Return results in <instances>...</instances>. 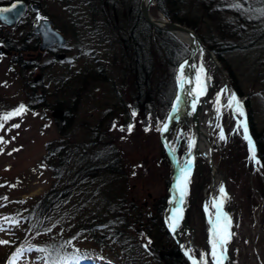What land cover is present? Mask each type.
Segmentation results:
<instances>
[{"label": "rangeland", "instance_id": "374dc122", "mask_svg": "<svg viewBox=\"0 0 264 264\" xmlns=\"http://www.w3.org/2000/svg\"><path fill=\"white\" fill-rule=\"evenodd\" d=\"M30 1L40 4V14L53 19L67 36L68 44L55 53L40 55L34 50L36 42L31 37L34 11L0 38V48L31 46L24 54L13 53L14 57L26 61L17 69L10 65L8 54L0 53V114L20 104L29 109L23 117L8 121L5 130L0 131V136L9 141L0 144V223L3 217L19 220L18 225L5 224L8 231H0V240L10 241L0 245V257H8L9 248L16 250L20 245L15 246V241L19 239H23L21 243L29 241L34 245L45 242V248H53L51 253L58 250L56 246L71 241V245L62 247L64 256L79 255V264H127L124 259L131 253L130 249L124 251L118 247V242H111L110 236L118 229L127 237L139 239L151 254L152 244L162 249L168 244L172 246L163 225L165 209L171 200L172 167L157 130L164 119L159 124L153 116L151 131H145L144 116L137 113L132 116L137 90L130 71V49H126L128 43L124 39L143 30L138 16L140 0ZM165 2L168 13L187 19L185 25L214 44L224 43L229 35L228 30L220 27V16L214 11L217 6H221L225 17L239 23L236 22L238 11L231 6L233 3L259 9L251 4L262 7L264 1ZM152 13L159 17L155 7ZM242 15L248 16L247 28L254 26V19L259 17L256 12ZM223 57L231 69H226L228 79L243 102L250 135L254 139L252 130L256 131L264 145V38L253 47L243 49L242 42H235L233 50L225 52ZM155 62L157 74L166 72L161 56ZM104 74L107 80L102 78ZM227 90L223 93L222 103L226 105L218 123L227 140H220L221 128L215 129V159L227 175L226 186L231 199L226 202V209L235 220L234 235L228 243L230 260L226 264H264V167L249 160L243 129L236 131L237 120L243 117L227 108L228 96L232 93ZM15 123L20 124L18 129L11 128ZM130 123L135 125L132 133L120 131L121 126L126 129ZM192 134L187 123L175 125L171 132L170 139L181 166L191 155L188 142ZM116 158L120 160L122 174H83ZM209 183L208 166L199 157L191 175L183 218L195 229L194 243L199 248L192 245L190 249L197 258L201 257L200 249L208 251L210 248L203 204ZM66 184L71 189L65 196L55 194ZM48 193L57 198L51 199L54 202L43 214L41 202ZM163 204L165 208L159 211ZM122 210L128 220L127 228L114 222ZM150 212L154 219L149 217ZM103 221H106L105 227L96 234L101 239L103 235L102 241H106L101 245L89 234L88 228L93 222ZM180 229L185 244L190 246V239L186 238L189 233L181 222ZM118 236L124 237L119 231ZM106 255L119 258L105 259ZM52 257L56 256L52 254ZM152 258L154 256H146L145 263L160 264ZM33 262L32 257L25 256L16 264Z\"/></svg>", "mask_w": 264, "mask_h": 264}, {"label": "trees", "instance_id": "16d2710c", "mask_svg": "<svg viewBox=\"0 0 264 264\" xmlns=\"http://www.w3.org/2000/svg\"><path fill=\"white\" fill-rule=\"evenodd\" d=\"M166 0H158V5L161 10L172 20L178 21L181 23H185L187 19L181 16L172 15L171 13H168L166 11L165 2ZM264 1V0H263ZM262 7H260L257 3L251 4L252 7L255 8H264V2L261 3ZM215 13H218L220 16V27L224 28L225 30H228L229 35L225 37V42L220 43L219 41L214 42V44L206 39L205 37H202L204 42L210 47L211 50H213L219 60L223 63V66L225 69H230V66L226 63L224 59V54L227 51H231L234 48L235 42H242V49L243 48H249L253 47V45L258 40H262L264 38V16H260L256 19H254V23H256L254 26H251L249 28L245 27L249 23L248 16H243L244 11H242V14L238 11L236 13V22L235 23L232 19L225 17L223 14L224 11H222L221 6H217V8L214 10ZM226 12H229L227 9ZM139 13V11H138ZM240 13V14H239ZM140 19L143 22V19L140 14H138ZM188 22V21H187ZM189 24H191L189 22ZM144 29L142 30V34H134L133 43L132 45L135 48V54L131 66V72L134 76V86L136 88V93L133 97V111H135L137 114H140L144 116L143 120L145 122L146 128L151 127L150 122L153 123V116L156 117V120L159 122V124H162L163 119L165 121L169 111L171 110L173 100L176 95L177 90V83L175 78V73L177 70V67L181 64V62L188 57L189 55V47L181 42L178 38H176L174 35L163 32V31H152V28L150 25H148L144 21ZM188 25V24H187ZM193 25V24H192ZM240 26V27H239ZM242 30H241V29ZM148 41L145 42L143 38ZM234 39H240V41L233 40ZM27 46H22L20 48V51L27 49ZM18 49V48H17ZM163 59L164 63L163 66L166 69V72L161 75L156 73L155 69V60L160 59V56ZM21 60L20 58H14V61L17 62ZM164 69V68H163ZM251 123L252 122L251 118ZM158 124V123H157ZM253 129V128H252ZM254 133V139L258 148V156L260 157L261 161L264 162V145L262 144L261 137L259 134H257L256 131L252 130ZM105 157L110 158L107 154H104ZM167 156V155H166ZM111 160V159H110ZM103 166L96 167V169L88 170L87 172L83 173L85 175H93L97 176L103 173H111V174H122L121 172V163L118 158L111 160V161H104ZM71 188L66 184L63 189L57 191L55 194L60 196L63 194L65 196ZM61 191V193H60ZM56 196H54L52 193H48L45 198L41 202V211L44 214L45 212H48L49 207L51 203V199H54ZM57 198V197H56ZM56 200V199H55ZM165 208V204H163V207H159V211H162ZM111 210V209H110ZM41 217V215H39ZM105 216V215H104ZM125 216V212L122 210L120 215H116L115 223H119L123 226V228H127L128 226V220ZM156 219V218H155ZM91 223V222H90ZM106 225V221L103 222H93L88 230L89 234L93 236V238L99 242V244L103 245L105 240L102 241L101 237H97L96 234L99 231V229L104 228ZM165 226V223H163ZM118 231L123 235L124 237L118 236ZM117 232H115L111 237V242L115 244V242H118V247L123 249L124 251H127V248L130 249L131 253H127L125 255L126 259H124L127 264L131 262V264H150V262H146V256H154V260L159 262L160 264H188L184 256L181 254L179 249L177 248L175 242L173 241L171 235L169 234L166 226L165 231L167 236H169L170 240L172 241V246L169 244L166 246L158 247L157 244H152L154 247L153 253L151 254L150 251L146 250L138 241L137 238H130L127 237L124 231H121L118 229ZM118 240V241H116ZM23 239L16 240L15 246L20 245L17 249H20L22 247H27L28 245L35 246L36 248H45L44 246L47 245V243L43 242L40 243V245H34L32 242L26 241L24 243H21ZM57 249L53 250V255L56 257L53 258L48 257V262L51 264V261L53 259L58 260L60 257L64 256V250H62V247L56 246ZM172 248V249H171ZM11 251L12 249L9 248V256L8 257H0V261L4 262L9 258V261L12 263V257L14 253L17 251ZM53 248H50L51 251ZM62 250V251H61ZM8 252V253H9ZM34 258H33V255ZM29 257L34 260L31 264H46L44 259H41V257H44L45 254L41 253L39 251H31V252H25L22 257H20L17 262L23 257ZM105 259H111V258H119V257H113L110 255H106L104 257ZM120 258H123L120 256ZM127 260H130L127 261ZM16 262V263H17ZM29 264V263H26Z\"/></svg>", "mask_w": 264, "mask_h": 264}, {"label": "water", "instance_id": "95a60500", "mask_svg": "<svg viewBox=\"0 0 264 264\" xmlns=\"http://www.w3.org/2000/svg\"><path fill=\"white\" fill-rule=\"evenodd\" d=\"M12 4H17V8L13 9L12 12L5 14L8 16V20L5 21L3 19H0L1 23L8 25V26H14L15 24H17L21 20V18L25 15L26 10H27V3L22 0L14 1L13 3L9 5L0 6V8L11 7ZM152 6H154L156 9H159L157 0H141L140 2V11L142 13V16L145 19V21L152 27V29L171 33L177 38L181 39V41L187 43L190 47L189 56L181 64L184 66V75L187 79L193 81L192 64L199 54L206 57L207 61L209 62L210 75L208 76L209 79L207 83V91L205 95L200 96L199 102L196 104L195 111L192 110V103L195 99V96L190 94L195 89V87L191 83V84H185L183 90L180 88L179 82H178V75H179V69L181 65L178 67L177 73H176L178 90H177V94H176L173 106L174 105L179 106V111L174 114V112L171 110L166 121L164 122V124L168 125V131L166 132L160 131V139L171 161L172 181H173L175 177V171L178 166V156L172 146V143L170 140V134L175 124L178 123L179 120L181 119L184 113L185 105L186 103H188L191 109L190 127L193 131L192 139L195 140V147L191 149L192 158L194 157L192 172L196 168V165L198 163V158L200 157L199 150H198V144L201 140H203L206 150H207L206 155L203 158L206 164L208 165L210 178H211L209 187L205 191L204 196H203V204L205 203L207 199L210 201V204L212 205V201L215 198L216 190H217L219 183L221 181L224 183L227 179L225 172L219 167V164L214 158L215 146L217 143V139L215 137L214 131L216 129V125H218V122H219V114L217 113V97L219 96L220 101H221V98H222L221 93H223V90L225 88H229L232 91H234V88H233V85L229 82L228 77H227V72L222 67L221 62L218 60L215 53L211 49H209V47L204 43V41L202 40L200 35L197 33V31H195L194 29L186 25L170 20L161 11H159V18L154 17L151 11ZM33 7L39 8L38 5L36 4L33 5ZM34 26H35L34 32L40 35L42 39L41 45H40L41 51L44 52L48 48L55 47L56 45H65L67 43L66 37L54 28L53 22L51 20L47 18L43 21L37 20ZM182 37H185L186 40H183ZM1 52H2V49H0V53ZM218 77H220L221 83L216 89L215 95L213 99L211 100L210 94L217 85ZM177 97H179L180 99V103L178 105H177ZM201 111H204L207 113L208 126H207L206 131L204 130L201 124L202 122ZM170 117L171 119H169ZM220 176L222 177L220 178ZM175 191H176V187L174 188L173 185L171 184L170 192H169L171 195V200L167 206V210L169 211V214L167 215V218H166L167 227H168V230L172 238L177 244L180 252L182 253V255L185 257V259L188 261L189 264H192L191 260H189L188 258V255H186V252L188 250L185 247L181 239L179 229H177L176 232H172L168 226V219L172 214V210L173 208L178 206L172 201V196ZM184 203H185V200H184ZM183 207H184V204H183ZM204 211H205V207H204ZM210 213H212L213 215L215 213V209H213L212 206L210 210H208V212L205 211L208 243L211 241V228H212V225L209 223ZM151 217H152V213H151Z\"/></svg>", "mask_w": 264, "mask_h": 264}, {"label": "snow or ice", "instance_id": "6c2138e0", "mask_svg": "<svg viewBox=\"0 0 264 264\" xmlns=\"http://www.w3.org/2000/svg\"><path fill=\"white\" fill-rule=\"evenodd\" d=\"M234 9L237 11H244V12H256L259 13L260 16H264V8L259 9H252L251 7L245 8L244 4L235 2L231 5ZM17 8V4H12L11 7H4L0 8V19H3L5 21L8 20V16L5 15L7 13H10L13 11V9ZM252 18L251 16L249 17ZM38 20H45V17L38 16ZM209 79L207 75V70L204 68L203 64L200 65L199 73L197 75V80L195 84V89L190 93L195 96V99L192 103V110L195 111L196 104L199 102L200 96L205 95L207 91V80ZM178 82L180 88L183 90L185 84H191L192 81L187 79L184 75V66L181 65L179 69V75H178ZM5 86H7L5 82ZM227 88L223 90V93H227ZM221 93V95H223ZM180 103L179 97H177V105ZM217 113H221L222 105H220V97H217ZM227 108L232 110L234 114H236L238 117H243V119L237 120V128L236 131L239 132L240 129H243V139L247 141L248 149H249V160L251 162H254L257 166L264 167V163L261 162L260 159L257 157V150H256V144L254 140L252 139L251 135L248 131V124H247V115L244 111V106L242 101L239 97L236 96L235 93H231L228 96L227 100ZM27 106L24 104H20L17 108L13 109L10 112H6L3 114H0V131L5 130V124L16 118V117H23L28 112ZM173 112H178L179 108L174 105L172 108ZM38 115V114H37ZM132 116H136V112H132ZM171 119V117L169 118ZM20 124L15 123L11 125V128H19ZM116 125L113 124V128H115ZM135 125L133 123H130L127 128L125 129L123 126L120 127V131H127L128 133H132L134 130ZM216 127L221 128L220 131V140H227V136L225 135L223 128L221 125H216ZM11 128L8 129V131L11 130ZM161 132L168 131V125L164 124L162 127L157 129ZM145 131H151V128H146ZM14 139V137H13ZM9 141L5 140L3 136H0V144H6ZM189 150L195 147V140L191 139L188 142ZM14 151H19V149H14ZM11 154V153H9ZM193 160L194 157L191 159H188L184 162L183 166L180 169L181 175L177 178L176 181V191L173 193L172 201L173 203L177 204L178 206L173 208L172 214L168 219V226L172 232H176V230L180 226V222L183 220L184 216V209L183 204L185 197L188 195L189 185L191 183V172L193 167ZM135 175V173H133ZM2 199H7V197H3ZM231 197L229 196L228 192L226 191L225 187L223 185L219 188V196L218 198H214L212 201V208L215 209L214 215L212 213L209 214V223L212 225L211 228V259L213 261V264H225V262L228 260L227 255V245L229 241L232 239L234 233L231 231L232 228V218L229 216L227 212L224 211V205L225 203L230 200ZM205 211H208V208H205ZM3 223H0V231H8L9 228L5 227V224L11 226V225H18L19 220L16 218H10V217H3L2 218ZM45 231H51V229H45ZM39 235V233H37ZM10 241L7 240H0V245L3 244H9ZM150 243V241H149ZM66 245H71V241L65 242V245H61V247H64ZM145 247L147 248L148 245L146 244ZM31 251H39L41 253H44L45 256L41 257V259H44L46 264H49L48 257L52 256V253L47 248H36L35 246L28 245L27 247H22L20 249H17V251L14 253L12 257V264H16L17 260L24 255L25 252H31ZM79 250H77L78 252ZM186 255H188L189 260H191L192 264H208V258L209 254L204 253L200 258H197L196 255L192 250H188L186 252ZM81 257L76 254H70L67 256L60 257L59 260L53 259L51 261V264H79Z\"/></svg>", "mask_w": 264, "mask_h": 264}, {"label": "bare ground", "instance_id": "6f19581e", "mask_svg": "<svg viewBox=\"0 0 264 264\" xmlns=\"http://www.w3.org/2000/svg\"><path fill=\"white\" fill-rule=\"evenodd\" d=\"M182 39L183 40H186V38L185 37H182ZM201 64H203V66H204V68L207 70V75L209 76L210 75V70H209V64L206 62V60H205V57L204 56H202V55H198L197 57H196V59L193 61V64H192V76H193V81H192V85L195 87V84H196V80H197V75H198V73H199V68H200V65ZM207 83H208V80H207ZM190 90V89H189ZM220 105H222L223 107H222V109L224 108V106L226 105L225 103H222V102H220ZM217 107H218V105H217ZM221 109V113H218L219 114V119L222 117V115H223V110ZM174 113H176V112H174ZM190 118H191V109H190V105H188V103H186V105H185V108H184V113H183V115H182V117H181V119L179 120V124H181V123H187V124H190ZM201 119H202V122H201V124H202V127L204 128V130L206 131L207 130V126H208V124H207V113L206 112H204V111H201ZM198 150H199V156L200 157H204L205 155H206V152H207V150H206V147H205V144H204V142H203V140H201L200 142H199V144H198ZM192 158V155H190V157H189V159H191ZM181 165L180 164H178V166H177V168H176V171H175V177H174V179H173V181H172V185H173V187L175 188L176 187V181H177V178L178 177H180V175H181V172H180V169H181ZM224 174V173H223ZM225 175V174H224ZM222 176H220V178H221ZM227 180V179H226ZM221 185H223L224 187H225V189H226V191L228 192V194H229V191H228V188H227V186H226V181L223 183L222 181L219 183V185H218V187H217V190H216V194H215V198H218V196H219V188H220V186ZM204 207L206 208H208V210H210V208H211V204H210V201L209 200H207L206 199V201H205V203H204ZM183 209H184V212H185V210H186V205H184V207H183ZM224 211L225 212H227L228 214H229V216L232 218V228H231V231H232V229H233V224H234V222H235V220H234V217H233V215L231 214V213H229L228 211H227V209H226V203H225V205H224ZM206 212H208V211H206ZM183 218H184V216H183ZM183 225H185L184 226V229L185 230H187L188 231V235L186 234V238H189L190 239V246H187L186 244H185V237L183 236V234H182V231H181V229L179 230V232H180V236H181V239H182V241H183V243L185 244V246H186V248H187V250H191L190 248H191V246L192 245H194V246H196L195 245V243H194V237H195V229L193 228V227H191V226H189V225H187L185 222H183ZM194 229V231H193V229ZM209 245H210V248H209V250L208 251H203L202 249H200V251H201V256H202V254H204V253H208L209 254V264H213V261H212V259H211V251H212V246H211V241H210V243H209ZM227 255H228V260L227 261H229L230 260V254H229V252H228V245H227ZM226 261V262H227ZM226 262H225V264H226Z\"/></svg>", "mask_w": 264, "mask_h": 264}, {"label": "flooded vegetation", "instance_id": "af4514ba", "mask_svg": "<svg viewBox=\"0 0 264 264\" xmlns=\"http://www.w3.org/2000/svg\"><path fill=\"white\" fill-rule=\"evenodd\" d=\"M14 0H12V1H3V2H1L0 3V5H6V4H9V3H11V2H13ZM23 1H25L27 4H28V7H27V13H26V15H28L31 11H34V13H35V17H34V21H33V23H32V32H31V37H33V39H34V41L36 42V51H38L39 50V45H40V42H41V38H40V36L39 35H37V34H35L34 32H33V25H34V22L36 21V20H38L37 19V17L38 16H42V17H48V16H46V15H41L40 14V9H41V6H40V4H38L37 2H33V1H30V0H23ZM38 4L40 7L39 8H34L33 7V5L34 4ZM48 18H50V17H48ZM55 23V22H54ZM56 24V23H55ZM55 27H56V25H55ZM57 29H58V27H56ZM11 29H9V28H7V27H2L1 25H0V36L2 37V38H4L5 37V33H7V34H9L11 31H10ZM134 36V35H133ZM28 40H30V38H28ZM125 40V43H128V45L126 46V49L127 50H129L130 49V51H128V52H130L129 54H135V48H134V46L132 45V42H131V40H130V38H126V39H124ZM145 42H146V36H145ZM60 49H62V47H60V46H56V47H54V48H52V49H49L47 52H46V54L47 53H55L57 50H60ZM6 51H7V53L6 54H8L10 57H11V59H10V62H12V58L15 56L13 53L15 52V53H17V51H11V50H9L8 48L6 49ZM134 58V57H133ZM19 64L22 66L23 64L21 63V62H19ZM106 76V77H105ZM102 78L104 79V80H107L108 78H107V75L106 74H104V76H102Z\"/></svg>", "mask_w": 264, "mask_h": 264}]
</instances>
